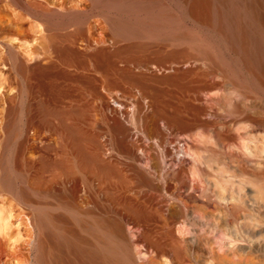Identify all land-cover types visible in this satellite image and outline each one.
Instances as JSON below:
<instances>
[{"label": "rangeland", "instance_id": "1", "mask_svg": "<svg viewBox=\"0 0 264 264\" xmlns=\"http://www.w3.org/2000/svg\"><path fill=\"white\" fill-rule=\"evenodd\" d=\"M162 1L165 3V5H168V9L172 13L178 15H183L181 13L179 5H181L183 9H184L183 7L184 3H185V9L194 6L193 5L194 0H186V1L184 0V3L180 0H162ZM41 2H43L44 4L46 3V5L49 8L55 9L60 12L68 11L71 9H76V10L86 9L88 7L87 0H41ZM205 2L206 5L209 6V10L211 11V14L213 16L214 13L213 10L215 6L219 4V2H217L216 0H210V1L206 0ZM222 2L223 4L219 5L218 9L220 10L219 12L223 14V17H225L226 24L230 27L232 31L240 30L239 35L234 36L233 38L234 42L237 44L238 48H242V46L244 47L246 46V50L244 51L243 49L241 55L244 54V56L248 55V57L252 56V58L254 57L255 59H257L260 72L263 73L264 66L262 65L264 64V58H262L261 55L264 51V5H262L261 10L260 8L258 9L259 12L263 11V13H261V15L262 14L263 15L261 16L260 13L256 15L259 19V23L262 25V28H260L259 30V29H255V27L250 23L244 0H222ZM229 5L232 7V12H229L230 8L227 7ZM239 6L241 11L239 10ZM23 19H25L24 22ZM213 19L214 22H218L220 20L219 18H215L214 16ZM96 20L97 22H95ZM186 20L188 26L193 27V22L190 21L188 18ZM87 26H88L87 37L88 40L90 41V46L86 47L84 44H82L83 42L81 41L77 43V45L80 47L82 51L84 52L87 51L86 53H90V54L94 53L95 51H97L98 53V50H101L103 48L106 49L107 54H105L106 52L104 54L101 53L99 56L96 54L97 61H100L102 65L97 69L95 59L90 58V61L88 60L87 63L85 65L82 64L81 67L64 69L58 58L55 56L54 53H52L53 51H51L52 48L50 46V39L48 34L50 31L47 28L45 22L36 17H33V15L29 13H26L20 5L14 3L12 0H0V154H1L0 158L2 154L6 153L2 142L7 137V134L11 133L12 141H13L12 143L19 145L21 144V139L23 138L21 131L25 127V123L29 117V114L31 113L35 114L39 119L40 118L42 119V117L46 116L48 118V127L46 129L43 127V124L42 125L37 124V122L39 121L38 119L36 125H34L35 124L34 123L30 128L29 130L30 132H28V136L30 138V144L25 149L24 154L25 156H28L32 160L38 161L39 157L42 154L41 153L42 151L39 150L37 144L38 145L40 144L39 146H42V143L41 142L33 143L34 141L33 138L34 135L36 134L38 135L39 132H42L43 134H45L44 136H46V140H47L46 143L50 145L49 151L47 150L45 153L48 154V156L54 158L57 156V154L66 156L67 159L65 161V164L68 163V167L66 166L65 168V164H64V168H63L64 170L58 168L56 170H51V171L47 170L45 173L47 177L52 179V182L50 184L54 188L64 189L65 187H69V188L73 186L78 187L77 200L79 204L84 207L88 206V204L91 203L90 201L92 202L94 201L90 193L91 192L95 193L97 202L99 201V205H100L99 212L101 213L105 209L102 212V216L105 214L103 217L106 218H111V217L114 218V216L118 217V213L115 210L119 208L123 209L124 211L126 210L125 212L128 213L127 209H129L130 203H134V204L139 203L141 202L140 201L141 199L143 200L149 195L154 196V198H156V200L158 201L167 200L168 202L166 201L165 202L167 204L169 203V205L176 202L177 207L178 208L180 207V209L183 210V212H180L178 214L179 219L177 220L174 227L175 230L181 227L182 231L178 229L179 231H181V233L178 230H176L177 235L179 236L180 239L186 240V243L188 244V248L192 254V256L186 258L185 264H264V237H263L264 212L263 209L259 207V205L255 202V192L258 186V182L253 176V171L256 170L255 161L260 159V157L256 155L257 153L256 154L254 153L255 148L257 149L255 152H258V150L260 149L259 152L264 153L263 150L264 130L258 128L257 126L250 128L249 124L246 125V123L244 124L242 121H240L241 123H239L237 120H233V117L229 112L230 106H227L228 102L212 104L216 107V108L213 107L215 110L214 109L212 110V105H210L209 103L208 105L205 101L207 98L206 92L201 90L203 91V93L201 92V94L199 95L197 94V92H194L193 87H191L188 84L189 81L188 79L191 78L192 74H189L187 72L189 70V67L196 68L198 66H203L202 60L193 58L192 60L189 61L176 62L175 60L169 59V61H165L162 63L159 62L160 60L156 61L153 59L155 62L153 60L151 62H148L147 63L148 65L146 64L144 70L145 73H147V75L151 77V80L149 81L151 85L150 84L147 85V88L150 89L153 95L155 93V97L157 99L158 104L165 107L167 106V108L171 106L172 107L178 106L179 115L183 116V114L186 113L187 115L186 114L184 115H186L187 117L188 116L191 117L192 110L194 109V107L200 105L204 106V104L206 103L207 105V106L205 105L206 112H204L205 114L202 113L201 117L202 119L205 120H208L210 118L209 121H212V124L209 127H201V128L193 129L196 132L200 130L199 132H197V134L192 131V133H194V135L192 136L193 137L192 141H194L196 139L195 136L198 135L197 136L198 141L199 139L201 140L203 139L204 142L205 141L207 142V140L209 141L207 142L208 144L204 142L203 144L208 145L210 149L206 145H205L206 147H203L204 145L199 146L202 142L201 140H200L201 141L200 144H198L199 142L195 141L196 143L194 142L195 143L194 145H196V150L194 149V151L193 150L192 151L198 152L197 149H199L201 152L199 151V154H197L196 156H192L191 158V154H193V152L191 153L189 146L193 142L190 141V143L188 142L189 143L188 144L187 141L188 139L192 138L191 137L192 134L189 133L191 134L190 136L185 134L187 136L186 137L183 136L184 134L183 132L180 133L181 134L180 136L179 134L180 131L178 132L177 129L175 131V134L174 132L171 134L170 130H168V132H166L165 141L167 139L166 144L170 145L172 152L167 157L166 156L167 154L163 151V148L161 147L162 148L161 149L160 146L158 145L157 140L151 138L150 136L148 137L147 133L145 134L144 132V125H143L144 121L142 117L144 111L146 112L150 111L149 113L151 114V117L149 119V127L150 129L152 128V119H153L152 114L154 111H153V107L150 108V106L147 105V102H149V98L141 97V96L138 97L140 95V92L137 88L134 89L132 94L125 93L124 90L119 86L120 80H122L123 78L119 77L114 71H111L113 69V66L111 65L112 60H119L121 58L117 53V50L119 49L118 45L121 47V45L125 44L126 41L116 43L113 40L114 42H111L112 41L111 35L108 34V31L105 28V22L103 20V17L99 13L95 12V14L91 16V18L87 23ZM200 37H202L201 34ZM217 39L219 38L217 37ZM139 40L150 41V39H139ZM139 40L133 39L131 41H139ZM197 41H204V40L203 38H198L196 42ZM229 43L227 45L228 53L230 52L232 55L235 56L236 54L232 52L230 49L233 48V45L229 46ZM11 48L14 49L19 54L20 60L25 62L27 66L31 67V70L28 73L20 75L18 71L15 69L14 60H13L14 58L10 57L9 55ZM109 49L111 50L115 49V51L112 50L111 52V50ZM93 50L94 52H92ZM40 63L43 64L44 67H39V66L36 67L37 64ZM190 63H192V65ZM154 64L155 66L157 65L159 68L157 66L154 67ZM86 65L89 66V69L86 68ZM91 78L93 79L91 80ZM174 80L177 82H175ZM28 81L30 82V85L28 84ZM222 84L223 83H221L219 87L214 89V91L217 90L215 93L219 92L220 94L219 97H224L225 94L229 95V98L231 97L230 101L232 102L233 100H235L234 102H239V100L241 101L240 98L242 97L243 102L247 104V107H249L250 110L252 109V111H257L258 113L264 115L263 90H260L259 92L251 90V92H247L245 94L244 91H242L240 88L225 84L222 85ZM35 86H37V88ZM152 87L154 88V90ZM231 89H233L234 92ZM221 90L223 92L224 91L226 92L227 90V92L223 93L221 92ZM135 91L138 95L135 94ZM187 92L189 93V95ZM241 92L245 95L240 96L242 94ZM175 93L176 95H173ZM123 94L124 96H122ZM136 95L138 98L142 99V100L139 99L141 102L138 100ZM182 96H184L186 99ZM198 97H200L199 98L200 100L198 99ZM146 98H148V101ZM158 99L160 100L158 101ZM246 99H248L250 102H246L247 101ZM170 100L172 103L169 102ZM138 101L140 103L145 102L143 103L145 104V107L142 109L143 111H139V108L136 106L137 104L135 105V103H138ZM194 101L196 102L194 103ZM17 103L19 107L16 105ZM10 104L12 105L10 106ZM189 104L191 105L187 107ZM217 105L219 106L218 108ZM210 106H211L210 108L211 110L209 109ZM10 107L12 108L11 110ZM137 110L138 112L136 113ZM207 110L211 111L212 113ZM219 112H221V115ZM222 113L224 114L222 115ZM215 114L217 115L215 116ZM62 115L65 118L62 119L61 118ZM114 117H116L115 120L122 122L117 121L116 124V121H114ZM60 118L64 122V125L61 123ZM229 118L231 120H229ZM137 119L139 122L137 121ZM136 121L138 124L136 123ZM118 123L119 124L122 123L128 126L130 129H132L130 130L131 135H129V137H133L134 140H132L133 138L126 137L127 142L128 141L130 142L131 140L140 141V139L142 138L141 143L136 146L137 148L136 152H138L137 156H139L136 159V163L140 168L150 172L152 175L155 176L157 180H163L166 171L167 174H168V170L169 173H171L170 171L173 172L174 168L176 170L178 164H181L179 165L180 166L179 169H181L182 167L188 169V172L185 174V180L187 179L186 181L187 182L189 181L188 183L192 185V188L190 185V190L194 195L196 194L195 197L198 200L197 202L198 203L202 202L201 204H205L207 208L205 209V208H195L191 206L190 207L185 206L182 200L176 199L172 197L169 193L163 192L162 190H155V189L149 190L147 187L142 188L140 186L141 185L140 181L138 179L136 180L135 177H133L134 179L133 178L131 179L132 182L129 181L126 183H121L118 180V177L111 175L108 178L103 177L102 179H96L97 181L95 180L94 182H92V184H86L81 179L82 175L80 174V171L77 170V167L74 168L75 170H73L72 168H71L72 170L70 169L72 158L74 159L76 156L79 157L81 156L82 159L89 158V161H91L95 165V168H93L95 170H99V169L104 170L105 168H109L113 171L122 170L124 172L126 171L127 168H129V170L127 169L126 172L128 174H133L131 167H129V163L131 162V159L128 157L129 153L122 150L120 136L116 133L118 132ZM161 123L164 124V121L160 120L159 124ZM235 123L238 124L235 125ZM239 124L240 126L242 124L245 125L244 127L242 125L241 126L242 128L239 127L240 131H238V129L236 130ZM161 126L163 127L162 124ZM246 126L249 127V130L248 129L242 130L243 128H246ZM55 127H57V130L55 129ZM139 127L141 129H139ZM62 128L64 131L63 134L61 133ZM202 128L204 129L202 130ZM211 128H213L212 129L213 133H211ZM203 131L206 133V135L202 134ZM215 131L216 132L221 131V133H223L221 134L222 136L219 137V135L217 134L218 132L216 133ZM236 131H238L239 133ZM176 132L178 133L176 134ZM59 133L61 134V136ZM167 133H168V137H167ZM248 133L252 136H250ZM138 134L140 138H138L137 136ZM175 135H177L178 137ZM247 135L248 137H246ZM77 136H79V138H77ZM200 136H202L203 138ZM144 140L147 141L149 140L150 142L149 141L148 142L151 145H149L147 141L144 142ZM60 142H65L66 144V150L63 151L62 154L58 152V149L60 148ZM213 142L214 144H212ZM216 142L218 145L216 144ZM153 144L154 145L156 144L155 145L156 147ZM244 144L245 145L247 144V146H244ZM241 145L246 148H242ZM261 145L263 149L260 147ZM254 146L255 148H253ZM72 147H74V149ZM143 147L146 148L143 149ZM147 148H149L148 149L149 152L146 150ZM150 148L152 149L151 152H150L151 150ZM245 149H247L248 152L252 151V153L249 154H255V156L254 155L250 156ZM98 151L99 154L96 153ZM154 151L156 152V154ZM158 151L160 153L162 152L163 155L162 153L160 154ZM244 153H246V155H244ZM99 155H100L99 160L103 159V163H100L99 161L96 162L95 160H93V158L95 159L96 156ZM256 156H258L259 158ZM196 157L198 158V160L203 161L200 162V165L198 163L199 161H197L196 163V165L200 166V170L208 169L209 171L210 169H212L210 170L211 172L209 171V176L211 174L210 177L209 176L206 177L201 174H198L199 172H197V174L194 177H192V174H190L191 173L190 167H193L191 160L194 159L196 160ZM151 158H153L154 160ZM105 161L108 162L105 163ZM121 162L125 164H122ZM159 162L162 164V166L160 167H158L159 165L157 164ZM194 164L195 162L193 163V165ZM0 171H1V165H0ZM86 171L89 172L91 171V169L87 168ZM70 172H73V174L67 176V174ZM136 181H139L140 185H138ZM191 181L193 182V184L191 183ZM246 181L249 182L246 183ZM132 183L134 184L136 183L134 186L137 185V187L131 186L133 185ZM217 186L220 188L218 189ZM186 187L187 186H185L183 183L182 185L180 184V189H182V191L185 193H187V191H184ZM136 189L138 190L137 196L139 194V197L135 196ZM209 189L211 192L209 191ZM144 190L146 193H148L147 196L146 193H144ZM204 190L209 191L208 193L210 197L213 196L211 197L210 200H205V198L203 197ZM241 190L243 192H241ZM115 192L118 195L114 194ZM129 194L132 195L129 196ZM89 195L91 197H87ZM143 196L145 197L143 198ZM217 198L218 199L220 198V201ZM203 201H205V203ZM234 201L239 204L235 203ZM243 201L245 203L242 204ZM190 204L192 203L190 202ZM19 205L20 204L18 203L16 197L13 196L11 193L7 192L6 190H4L0 184V216L1 215L6 216L9 213L10 223L12 224L9 233L11 236L9 243L14 242L12 245L8 244L6 246L8 251H10L9 252L10 255H8L7 257L8 260L6 261V263L1 262V264H35V250H34V246L32 245L34 243V239L36 238V232L33 229L31 223L28 222L29 219L27 218V215L29 213ZM101 209L103 210L100 211ZM110 209L112 212L110 211ZM232 209L234 214L232 212ZM112 214L114 216H109ZM126 216L123 218L124 219L123 223L126 233H128V237L131 240L133 238L132 241L137 242L134 243V250L138 260L139 261L145 260L147 259L148 254L147 253L146 255L144 254L145 253L144 252L145 249L143 246L144 242L140 239V233H141L140 231L142 230V228L140 225L133 223L131 220H129L128 216L127 217ZM247 221L250 224H248ZM211 226H213L212 227L213 229H211ZM18 230H20V235L17 234ZM183 230H185L184 231L185 233L183 232ZM183 233L184 235L182 237L181 235ZM210 234L213 235L211 236ZM139 242L140 244H138ZM211 245L213 246L215 245L213 250H212L213 246ZM138 249H140L141 251L140 250L138 251ZM148 253L150 254L151 250ZM170 254L173 255V253H169V255H167L168 257L165 256L167 258L165 257L163 258L165 260V261L162 260L163 264L177 263L174 258V255L173 256L171 255L170 257Z\"/></svg>", "mask_w": 264, "mask_h": 264}, {"label": "bare ground", "instance_id": "2", "mask_svg": "<svg viewBox=\"0 0 264 264\" xmlns=\"http://www.w3.org/2000/svg\"><path fill=\"white\" fill-rule=\"evenodd\" d=\"M12 1L14 3L20 5L26 13H29V14L33 15V17H36V18L45 22L47 28L50 31L48 34H49V39H50V46L52 48L51 51H53L52 53L55 54V56L58 58V60L60 61L61 65L63 66L64 69H69V68H73V67H81L82 64L85 65L88 60L90 61V58L95 59L97 69L102 65V63L100 61H97L96 54L98 56L101 53L104 54L105 52H106L105 54H107L106 49L103 48L101 50H98V53H97V51L94 52V50H95L94 49L92 51L94 53L90 54V53H86L87 51L86 52L82 51L80 49V47L77 45V43H79L81 41V42H83L82 44H84L86 47L90 46V41L88 40V37H87L88 36L87 35V33H88L87 32V27H88L87 23H88L89 19L91 18V16L95 14V12L99 13L103 17V20L105 22V28L108 31V34L111 35V40H112L111 42L115 41L116 43H118V42L126 41V43L122 44L121 47L118 45L119 49L117 50V53L121 58L119 60H112L111 65L113 66V69L111 71H114L119 77L123 78L122 80H120L119 86L124 90L125 93L132 94L134 89L137 88L140 92V95L138 97L141 96V97H148L149 98V102H147V105H149L150 108L153 107V111H154L152 114V117H153L152 128L150 129V127H149V119L151 117V114L149 113L150 111L149 112L144 111V114L142 116L143 121H144V123H143L144 132H145V134L147 133L148 137L150 136L151 138H154L157 140L158 145L160 146V148L161 147L163 148V151L167 154L166 155L167 157L172 152L170 145L166 144L167 139L165 141L166 132H168V130H170L171 134L173 132L175 134V131L177 129L178 132L180 131L179 134L181 132L184 133L183 136H186V135L190 136L192 134L191 135V137H192L194 135V133L197 134V132L200 131V130H198L196 132L193 129L201 128V127H209L212 124V121H209L210 118L208 120H205V119H202V117H201V114L202 113L205 114L204 112H206V107H205L206 103L207 104L209 103L210 105H212V104H217V103L228 102L227 106H230L229 112H230L231 116L233 117V120H237L239 123H241L240 121H242L244 124L246 123V125L249 124L250 128L257 126L258 128H261L264 130V115L258 113L257 111H252V109L250 110L249 107H247V104L243 102L242 97L240 98L241 101L239 100V102H234L235 101V100H233L234 98L231 99V100H233V102H234L233 103L232 101H230L231 97L229 98V95L225 94L224 97H219L220 96L219 92L215 93L217 90L214 91V89L219 87V85L221 83H223L225 85H230V86H235L237 88H240L242 91H244L245 94L247 92H251V90L257 91V92H259L260 90L264 91V74H263L264 72L263 71H262L263 73L260 72L257 59H255L254 57L252 58V56L248 57V55H246V56H244V54L241 55L242 50L243 49H244V51L246 50V46L245 47L242 46V48H238L237 44L234 42L233 38H234V36L239 35L240 30H237V31L233 30L232 31L230 29V27L226 24L225 17H223V14H221L219 12L220 10L218 9V6L223 4L222 0H216L217 2H219V4L217 6H215V8L213 10V12L216 14L215 15L213 13V16L215 18L220 19L218 22H214L211 11L209 10V6L206 5V2H205L206 0H194V3H193L194 6L188 7V9H185L184 0H180L184 3L183 4L184 9L182 8L181 5H179V8H180L181 13L183 15H178V14L172 13L168 9V5H165V3L162 0H87L88 1V7L86 9H80V10L79 9H77V10L71 9L68 11H61V12L57 11L55 9L49 8L46 5V3L44 4L43 2H41V0L40 1L39 0H12ZM244 3L246 5L247 15L249 17L250 23L255 27V29L260 30V28H262V25L259 23V19L256 15L259 13L261 15V13H263V11L259 12L258 9L260 8V10H261L262 5H264V0H244ZM209 5H211V4H209ZM227 7L230 8L229 12H232V7L230 5ZM239 10L241 11L240 6H239ZM187 18L193 22V27L188 26L187 20H186ZM25 19H23V22ZM95 22H97V20ZM200 34L202 37H200ZM217 37L219 39H217ZM252 37H253V35H252ZM198 38H203L204 41H197L196 42V40ZM133 39H136V40L150 39V41H140V40L139 41H131ZM128 41H131V42H128ZM228 43H229V46L233 45V48H230V49L232 52H234L236 54L235 56L232 55L230 52L228 53V50H227ZM109 50H111V49H109ZM112 50H111V52H112ZM113 51H115V49ZM244 53H246V52H244ZM9 55H10V57L14 58L13 59L14 60V67L20 75L28 73L31 70L30 66H27L25 64V62L20 60L19 54L14 49H12V48L10 49ZM261 56H262V58H264V51H263ZM193 58L202 60L203 66H198L196 68L189 67V70L187 73L192 74V76L190 79H188L189 80L188 84L191 87H193L194 92H197L198 95L201 94V92L203 93V91H205L207 98L205 100L206 103L204 104V106L200 105L201 107L200 106L194 107V109L192 110L191 117H189V116L187 117L186 116L187 114L184 112L183 113L186 115H184V114H183V116L179 115V112H178L179 107L178 106H173V107L171 106V107L167 108V106L165 107V106H161L160 104H158L157 99L155 97V93L153 95L152 92L150 91V89L147 88V85H149V84L151 85V83H149V81L151 80V77H149L147 75V73H145L144 67H146V64L148 62H151L153 59L156 61L160 60L159 62L163 63L165 61H169V59L175 60L176 62H181V61H189V60H192ZM93 63H94V61H93ZM190 64L192 65V63H190ZM94 65H95V63H94ZM38 66L44 67L43 64H41V63L37 64L36 67H38ZM149 66H151V65H149ZM156 66L154 64V67H156ZM262 66H264V64ZM86 68L89 69V66L86 65ZM70 72H71V69H70ZM103 74H104V72H103ZM177 76H178V74H177ZM209 78H211V79H209ZM92 79L93 78H91V80ZM112 80H113V78H112ZM175 82H177V81H175ZM28 84L30 85L29 81H28ZM184 86H185V84H184ZM35 87L37 88V86H35ZM96 87H99V86H96ZM187 88H189V87H187ZM31 89H32V87H31ZM153 90H154V88H153ZM201 90H203V91H201ZM231 90H233V89H231ZM101 91H102V89H101ZM158 91H160V90H158ZM221 92H223V91L221 90ZM226 92H227V90H226ZM226 92L224 91L223 93H226ZM233 92H234V90H233ZM102 93H103V91H102ZM107 94H109V93H107ZM135 94H137L136 91H135ZM245 94L242 93L240 96L245 95ZM137 95H136V97H137ZM173 95H176V93ZM188 95H189V93H188ZM204 95H205V93H204ZM122 96H124V94ZM182 97H184V96H182ZM148 98H146L147 101H148ZM199 98L200 97H198V99ZM246 98H247V95H246ZM139 99L140 98H138V100ZM140 100H142V99H140ZM159 100L160 99H158V101ZM246 100H247L246 102H250L249 101L250 98H249V100L248 99H246ZM139 101H138V103H135V105L137 104L136 106L139 108V111H143L142 109L145 107V104H143V103H145V102L140 103L141 101L140 102ZM196 101H194V103ZM169 102H171V100ZM188 102H190V101H188ZM200 104H201V102H200ZM202 104H203V102H202ZM11 105L12 104H10V106ZM16 105L19 107L18 103ZM190 105L191 104H189L187 107H189ZM137 107H136V109H137ZM213 107H215V106L212 105V110L214 109ZM218 107L219 106L217 105V108ZM210 108H211V106L209 107V109ZM11 109L12 108L10 107V110ZM188 109H191V108H188ZM207 111H209V110H207ZM222 111H223V108H222ZM137 112H138V110L136 111V113ZM209 112H211V111H209ZM27 113H29V112H27ZM219 113L221 115V112H219ZM224 113H222V115ZM62 114H64V113H62ZM138 114H141V113H138ZM138 114H136V115H138ZM216 115L217 114H215V116ZM209 116H206V117H209ZM227 116H229V115H227ZM140 117H139V119H140ZM61 118L63 119L65 117L62 115ZM61 118H60L61 123L64 125V122L62 121ZM115 118L116 117H114V121H116V124H117V121L119 120V118H118V116H117L118 120H115ZM37 119L40 121V122L38 121L39 123L37 122ZM160 120L164 121V124L161 123L163 125V127L161 126V124H159ZM215 120H218V119H215ZM229 120H231V119L229 118ZM137 121H138V119H137ZM137 121H136V123H137ZM36 122H37V124H41V125L43 124V127L45 129L48 127V118L46 116L42 117V119L41 118L39 119L35 114H33V113L29 114V117L25 123V127L21 131L22 132L21 134L23 135V138L21 139V144L18 145V144L12 143L13 142L12 141V134L11 133L7 134V137L2 142L4 145L6 153L2 154V156L0 158V165H1L0 184L4 190H6L7 192H9L13 196H15L18 203L20 204L19 206H21L23 209H25L29 213L27 215V218L29 219L28 222L31 223L33 229L36 232V238L34 239V243L32 245V246H34V250H35V264H163V261H162V260H164L163 258L165 256L169 255V253H173L174 258L177 262L176 264H185L186 258L189 256H192V254L188 248V244L186 243V240L180 239L179 236L177 235L176 230H178V229L181 230V227H179V228L176 227L177 228L176 230L174 227L177 220L179 219L178 214L180 212H183V210H181L180 207L179 208L177 207L176 202L169 205V203L168 204L166 203V202H168L167 200L158 201V200H156V198H154V196L149 195L145 199H143V200L141 199L140 200L141 202H139V203H135V204L130 203V205L128 204L129 205V209H127L128 213L125 212L126 210L124 211L123 209L119 208V209L115 210L118 213V217H116L112 214L109 216H114V218H112V217L106 218V217H103L105 214L102 216V212L105 209L104 210L101 209L100 211H102V210L103 211L101 213L99 212V208H100L99 201L97 202V198L95 196L96 194L91 192L92 194L90 193V195H92V197L94 199L93 202L90 201L92 204L89 203L88 206H86V207L81 206L77 200L78 199L77 198L78 187L73 186L71 188L65 187L64 189H61V188H54L50 184L52 182V179L47 177V175L45 174L46 171L47 170L48 171L56 170L58 168L63 169L65 161L67 158H66V156H63L60 154H57V156L54 158V157L48 156V154L45 153L47 150L49 151V149H50V145L48 143H46L47 140H46V136H44L45 134L38 131L39 134L34 135V138H33V140H34L33 143H37V142L42 143V146H39L40 144L39 145L37 144L39 150L42 151L41 152L42 154L39 157L38 161L32 160L28 156H25V154H24L25 149L30 144V138L28 136V132H30L29 130L34 123H35L34 125H36ZM118 122H122V121H118ZM236 124H238V123H235V125ZM241 126L239 124V126H238V128H236V130L238 129V131H240L239 127H241ZM244 126L245 125H243V127ZM115 127H117V126H115ZM247 127L248 126H246V128H243L242 130H244V129L249 130V127L248 128ZM55 129L57 130V127H55ZM139 129H141V128L139 127ZM203 129L204 128H202V130ZM212 129L213 128H211V133H213ZM130 130H132V129H130L128 126H126L122 123H120V124L118 123V132H116V133L120 136V142H121L122 150L129 153L128 157L131 159V162L129 163V167H131L133 174H128L126 172L127 169L129 170V168H127L126 171H124V172L122 170L113 171L109 168H105L104 170H100V169L95 170V169H93V168H95V165L91 161H89V158L82 159L81 156L80 157L76 156L74 159L72 158L71 164H70V169L72 168L73 170H75L74 168L77 167V170H79L80 174L82 175L81 179L86 184H92V182H94L96 179H102L103 177L108 178L111 175L118 177V180L121 183H126L129 181L132 182L131 179L133 177H135L136 180L138 179L140 181L141 185L139 184V181H136V182L142 188L147 187L149 190L150 189L162 190L163 192L169 193L172 197L179 199V200H182L184 202L185 206H189V207L191 206V207H195V208H205L206 209L207 206L205 204H201L202 202L198 203L197 202L198 200L195 197L196 194L194 195L192 193V191L190 190L191 184L188 183L189 181L188 182L186 181L187 179L185 180V174L188 172V169L185 167H182L181 169H179L180 168L179 165H181V164H178V167H177L178 170L177 169L175 170V168H174L173 172L170 171L171 173H169V170H168V174L166 171L167 175L165 174V177L163 180H157L154 175H152L147 170L140 168L137 165L136 159L139 156H137L138 152H136V149H137L136 146L141 143L142 138L140 139V141L139 140L132 141V140H134V138L129 137V135H131ZM192 131L194 133H192ZM204 131L202 134L206 135V133ZM238 131H236V132H238ZM178 132H176V134ZM201 132H200V134H201ZM259 132H261V131H259ZM61 133L62 134L64 133L63 128L61 129ZM189 133H191V134H189ZM226 133H227V131H226ZM217 134L220 137V136H222L221 134H223V133H221V131H220ZM259 135H260V133H259ZM60 136H61V134H60ZM137 136H138V138H140L139 134ZM175 136H177V135H175ZM180 136H181V134H180ZM197 136H195L196 139L194 137V139H195L194 141H192L193 137L192 138L190 137L191 139L187 138L188 139L187 143L188 142L190 143V141L193 142L192 144H190V146L188 145L189 143L188 144L186 143L190 147L189 148L187 146L191 150V153L194 151V149L196 150V145H194L196 143L195 141L199 142L198 144H200V142L202 141L199 146L204 145L203 147H206V146L208 147V145H206V144H208L207 142H209V141L207 140V142L206 141L204 142L203 139L202 140L199 139V141H198ZM250 136H252V135H250ZM126 137L127 138L128 137L133 138V139L130 142L129 141L127 142ZM167 137H168V133H167ZM200 137H202V136H200ZM211 137H212V135H211ZM234 137H235V135H234ZM246 137H248V135ZM77 138H79V136H77ZM138 138H136V139H138ZM144 139H145V137H144ZM215 140H217V139H215ZM145 141H147V140H144V142ZM203 142L206 144H203ZM153 143H155V142H153ZM212 144H214V142ZM216 144H217V142H216ZM247 144L246 145L244 144V146H247ZM149 145H151V144L149 143ZM228 146H229V144H228ZM244 146H242V148H246ZM260 147L262 148V145ZM72 148L74 149V147H72ZM144 148H146V147H143V149ZM208 148L210 149V147H208ZM247 148H249V147H247ZM253 148H255V146ZM148 149L149 148H147L146 150L149 152ZM262 149H261V152H262ZM65 150H66L65 142H60V148L58 149V152H60L62 154V152ZM197 150H198V152L195 151V152H193V154H191L189 152L191 154V158H192V156H196L197 154H199L200 150L199 149H197ZM245 150H246V152H248L247 149H245ZM256 150L257 149L255 148V151ZM151 151H152V149L150 150V152ZM255 151H254V153L255 154L257 153L256 155H258L260 157L259 160L255 161L256 170L253 171V176L256 179V181L258 182V186H257L256 192H255V202L259 205V207H261L263 209V212H264V153H260L259 152L260 149L258 150L259 154H258V152H255ZM96 153L99 154V151ZM249 153H252V151L248 152V154ZM115 154H117V153H115ZM155 154H156V152H155ZM255 154H249V155L255 156ZM150 155H151V153H150ZM162 155H163V153H162ZM244 155H246V153H244ZM258 156H256V157H258ZM99 157H100V155L96 156L95 159L93 158V160H95L96 162L99 161L100 163H103V159L99 160ZM151 159H153V158H151ZM113 160H114V158H113ZM127 161H129V160H127ZM197 161H199L198 162L199 165H200V162H203L201 160H198V158L196 157V160L195 159L191 160L193 167H190L191 164L189 166L190 171H191L190 174H192V177H194L197 174V172H199L198 174H201L203 176H206V177L209 176V171L212 169H210L209 171H208V169L200 170V166L196 165ZM107 162L108 161H105V163H107ZM194 162H195V164L193 165ZM122 164H125V163H122ZM157 164L159 165L158 167L162 166V164L160 162ZM66 166L68 167V163L65 164V168H66ZM186 167H188V166H186ZM87 168H90L91 171L87 172L86 171ZM191 168H193V169H191ZM201 168H203V167H201ZM156 172H157V170H156ZM50 173H52V172H50ZM71 174H73V172L68 173L67 176H70ZM242 174H244V173H242ZM212 175H214V174H212ZM210 176H211V174H210ZM159 177H160V175H159ZM53 178H55V177H53ZM202 182H204V181H202ZM247 182H249V181H246V183ZM182 183L185 186H187L185 188V190L183 189L184 191H187V193L183 192L182 189H180V184L182 185ZM191 183L193 184L192 181H191ZM132 184L133 185H131V186H134L136 183L135 184L132 183ZM253 186H254V184H253ZM134 187H137V185ZM240 187H241V185H240ZM125 188H127V187H125ZM191 188H192V185H191ZM201 188H202V186H201ZM207 188H209V187H207ZM217 188L219 189L220 187L217 186ZM145 190H147V189H145ZM145 190H144V193H146ZM205 190L203 191V197L205 198V200H210L211 197H213V196L210 197V195L208 193L210 191V189H209V191H205ZM115 191H117V190H115ZM137 191L138 190L136 189V191H135L136 195L134 194L135 196H137ZM241 192H243V191L241 190ZM245 192H246V190H245ZM114 194H117V193L115 192ZM200 194H201V192H200ZM90 195L87 197H91ZM117 195H115V196H117ZM130 195H132V194H129V196ZM147 195H148V193H146V196ZM247 195H248V193H247ZM103 196H105V195H103ZM127 197H128V195H127ZM137 197H139V194ZM144 197L145 196H143V198ZM116 200H118V199H116ZM218 200L220 201V198ZM224 200H225V198H224ZM87 202H89V201H87ZM87 202H86V205H87ZM190 202L192 204H190ZM203 202L205 203V201H203ZM234 202H232V203H234ZM235 203H237V202H235ZM243 203H245V202L243 201L242 204ZM251 203H252V200H251ZM237 204H239V203H237ZM240 207H242V206H240ZM232 208H233V206H232ZM111 209H114V208H111ZM111 209H110V211H111ZM238 210H236V211H238ZM113 212H114V210H113ZM232 212H233V209H232ZM126 214L129 218V220H131L133 223H135L137 225H140L142 228V230L140 231L141 233L139 231L138 232L140 233V239L144 242L143 243L144 244L143 246L145 249L144 254L145 255H146V253L148 254L147 255L148 257L145 260H142V259H141L142 261L138 260L136 253H135V250H134V243H137V242L132 241L133 238L131 240L128 237V233H126L124 223H123V220H124L123 218L126 216ZM233 214H234V212H233ZM257 214H258V212H257ZM9 217H10L9 213L6 216H4V215L0 216V220H1L0 221V264H1V262L6 263V261L8 260L7 257H8V255H10V253H9L10 251H8L6 246L8 244L12 245L14 243V242L9 243V240L11 238L9 233H10V228L12 227V224L10 223ZM214 217H213V219H214ZM215 221H216V219H215ZM248 224H250V223L248 222ZM212 227L213 226H211V229H213ZM256 229H257V227H256ZM185 230H183V232ZM181 231H179V232L181 233ZM139 233H138V235H139ZM184 233L182 235L181 234L180 235L183 237ZM17 234L20 235V230L17 231ZM134 234H135V232H134ZM132 235H133V233H132ZM138 244H140V242ZM211 246H213V245H211ZM214 246L212 247V250H213ZM139 250L140 249H138V251ZM150 250H151V253L149 254L148 252ZM171 255L172 254H170V257H171ZM213 256H214V254H213ZM167 257H165V258H167ZM212 259H213V257H212Z\"/></svg>", "mask_w": 264, "mask_h": 264}]
</instances>
